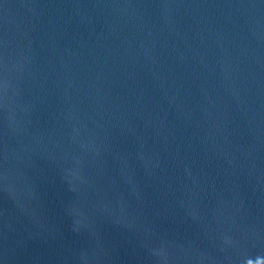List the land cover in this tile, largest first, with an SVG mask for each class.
Listing matches in <instances>:
<instances>
[{
  "label": "water",
  "instance_id": "95a60500",
  "mask_svg": "<svg viewBox=\"0 0 264 264\" xmlns=\"http://www.w3.org/2000/svg\"><path fill=\"white\" fill-rule=\"evenodd\" d=\"M0 264H264V0H0Z\"/></svg>",
  "mask_w": 264,
  "mask_h": 264
}]
</instances>
